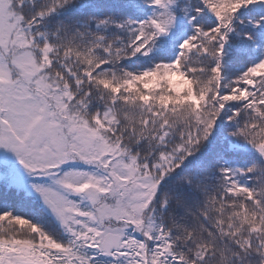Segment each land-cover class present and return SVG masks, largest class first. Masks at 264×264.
Here are the masks:
<instances>
[{
  "label": "snow or ice",
  "instance_id": "snow-or-ice-1",
  "mask_svg": "<svg viewBox=\"0 0 264 264\" xmlns=\"http://www.w3.org/2000/svg\"><path fill=\"white\" fill-rule=\"evenodd\" d=\"M0 264H264V0H0Z\"/></svg>",
  "mask_w": 264,
  "mask_h": 264
}]
</instances>
